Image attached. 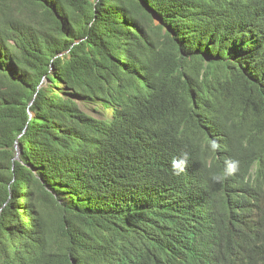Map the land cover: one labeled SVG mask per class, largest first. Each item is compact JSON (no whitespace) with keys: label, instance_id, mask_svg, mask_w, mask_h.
Segmentation results:
<instances>
[{"label":"trees","instance_id":"trees-1","mask_svg":"<svg viewBox=\"0 0 264 264\" xmlns=\"http://www.w3.org/2000/svg\"><path fill=\"white\" fill-rule=\"evenodd\" d=\"M0 264H264V0H0Z\"/></svg>","mask_w":264,"mask_h":264},{"label":"clouds","instance_id":"clouds-1","mask_svg":"<svg viewBox=\"0 0 264 264\" xmlns=\"http://www.w3.org/2000/svg\"><path fill=\"white\" fill-rule=\"evenodd\" d=\"M177 174H179V172H177Z\"/></svg>","mask_w":264,"mask_h":264}]
</instances>
